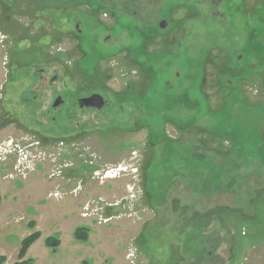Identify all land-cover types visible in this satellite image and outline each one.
<instances>
[{
    "label": "rangeland",
    "instance_id": "obj_1",
    "mask_svg": "<svg viewBox=\"0 0 264 264\" xmlns=\"http://www.w3.org/2000/svg\"><path fill=\"white\" fill-rule=\"evenodd\" d=\"M122 1L0 0L4 264H264V0Z\"/></svg>",
    "mask_w": 264,
    "mask_h": 264
},
{
    "label": "flooded vegetation",
    "instance_id": "obj_2",
    "mask_svg": "<svg viewBox=\"0 0 264 264\" xmlns=\"http://www.w3.org/2000/svg\"><path fill=\"white\" fill-rule=\"evenodd\" d=\"M128 1H129V4H126V2H128ZM155 1H158V0H155ZM159 2H162L161 9H159L161 12H168L169 13L170 12V8H171V14H172L174 5L171 6L170 0H159ZM136 3H137V0H124V1H122V3H121V5H120L119 8L121 10H123V11H128L129 13L132 12V15L134 17H137L138 12H140L139 11L140 10V6H138ZM54 4H55L56 7H59L61 10H65V11L66 10L67 11L71 10V11H74V10H78V8L80 7V5L83 4V0H54ZM87 5L88 4H85V5L83 4L81 6H85L88 9V6ZM92 7L95 10V12L98 13L100 11L99 10L100 9L99 6H97V7L92 6ZM170 18H171V16L170 17H167V20L166 19H162V20H160V22H158V23L156 22L153 25H144V26L140 25L139 23H137L135 21L134 24L133 23L131 24L132 25V30H133V35H134V39L133 40H140V39H143V40H151V39H149V32H151L152 29H155L156 31L157 30L158 31L159 30L160 31H163V30L167 31V32H165V34H166L165 36H163V32H160L159 31V34L163 36V39L164 38H167L168 30L171 28L170 22H168V20ZM100 25H101V23H100ZM96 28H98V27H95L94 29H96ZM74 29L77 30V33L80 36H83L85 34V29L86 28L84 27L83 22L81 20L76 22V24L74 25ZM168 37H169V35H168ZM153 39H155V38L152 37V40ZM93 95H96V94H93ZM87 97H91V95L90 96H85V98H87ZM58 98H61L62 99V102L59 105H55V102L57 101ZM55 102L53 104V107L54 108H58V107L63 106L65 104V101L63 100V98L61 96H57ZM97 102H99V101H97ZM97 102H95L94 105L83 106L82 108H84V107H96V108H98L96 106ZM105 103L106 102L104 100V105H105ZM79 105H80V102H79Z\"/></svg>",
    "mask_w": 264,
    "mask_h": 264
},
{
    "label": "trees",
    "instance_id": "obj_3",
    "mask_svg": "<svg viewBox=\"0 0 264 264\" xmlns=\"http://www.w3.org/2000/svg\"><path fill=\"white\" fill-rule=\"evenodd\" d=\"M2 201V195L0 193V202ZM31 227H34V223L32 222ZM41 236L40 231H34L31 234L27 235L21 242L19 254H18V259L11 263V264H31L32 263V258H28L26 256L28 249L31 247V245L39 239ZM75 237L76 239L80 241H86L88 239V229L86 227H78L75 231ZM45 243L48 247H51L53 249L57 248L61 241L58 237L56 236H49L45 239ZM6 256L0 254V264H4L6 261Z\"/></svg>",
    "mask_w": 264,
    "mask_h": 264
},
{
    "label": "water",
    "instance_id": "obj_4",
    "mask_svg": "<svg viewBox=\"0 0 264 264\" xmlns=\"http://www.w3.org/2000/svg\"><path fill=\"white\" fill-rule=\"evenodd\" d=\"M99 101V102H97ZM62 102L61 98H58L57 101L55 102V105H59ZM80 106H90V105H94L95 102H97L96 106L98 108H101L104 105V99L102 96L100 95H93L91 97H87V98H82L80 99Z\"/></svg>",
    "mask_w": 264,
    "mask_h": 264
},
{
    "label": "crops",
    "instance_id": "obj_5",
    "mask_svg": "<svg viewBox=\"0 0 264 264\" xmlns=\"http://www.w3.org/2000/svg\"><path fill=\"white\" fill-rule=\"evenodd\" d=\"M258 264H261L260 262H258Z\"/></svg>",
    "mask_w": 264,
    "mask_h": 264
}]
</instances>
